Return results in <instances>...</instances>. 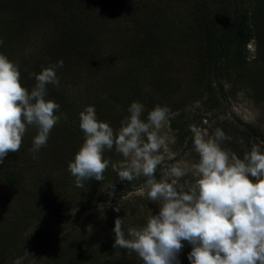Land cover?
I'll return each mask as SVG.
<instances>
[{
    "label": "trees",
    "instance_id": "16d2710c",
    "mask_svg": "<svg viewBox=\"0 0 264 264\" xmlns=\"http://www.w3.org/2000/svg\"><path fill=\"white\" fill-rule=\"evenodd\" d=\"M200 1H195L194 12L200 22L198 27L209 43L207 46L214 44L218 50L216 63L220 58L232 55L233 64L241 65L245 60L246 47L251 41H256L258 48H264V0ZM150 2L0 0V10L11 15L5 22L4 34L7 36L12 34L13 28L18 34L41 20L54 22L48 48L41 50L35 57H28L19 70L22 86L31 90L35 79L29 78V73L39 74L43 68L63 60V67L57 70L60 86L48 85L46 97L61 106L60 112L56 114L63 115L52 129L47 146L41 150L45 161H50L51 169L66 171L54 187L43 185L44 191L36 200L37 207L27 211L24 216L28 220L30 212L37 210L31 215V218L35 216V225L28 230V236L25 238L19 224L0 237L3 258L0 264H6V251H10V247L16 259L25 254L31 258L40 255L41 264H140L134 252L129 253L125 249L120 251L119 247H113V228L116 218L123 219L125 232L129 227H142L150 215L159 212L156 203L146 200L141 203V197L132 194L145 185L146 178L141 176L132 182L120 181L118 172L112 168V164L117 165V168L120 164L121 155L115 149L104 153L105 158L111 161L104 173V180L91 179L83 188L75 186V178L68 171V164L74 161L84 141V133L79 128V113L85 108L81 109L75 102L74 89L83 91L82 94L86 96L84 101L95 107L97 119L108 122L114 130H119L121 120L129 115L127 109L132 102L144 105L146 119L148 112L155 106L147 109L148 104L143 97H150L152 88L156 92L162 91L164 96L170 93L171 89L163 91V85H171L167 84L170 78L167 79L163 72L154 71L149 79L145 76L148 65L154 62L151 58L153 55L158 61L162 59L165 64H169V57H163L162 53V49L167 48L163 43L165 38H162L166 33L158 27L169 24L170 20L163 21V17H159L154 21L156 26H153L149 19L139 16ZM213 4L217 6L216 10L211 6ZM135 24L140 26L143 37L139 36ZM129 33L135 35V38L132 39ZM114 48L117 52L123 49L135 62L136 66L131 72L127 67L118 66L119 58L112 56ZM97 75L102 79L99 88L94 82ZM262 81L264 84V76ZM105 86L110 87L111 92L105 93ZM144 86L149 88L143 90ZM261 90L264 91V87ZM220 94L223 98V94ZM155 104L164 106V101L157 99ZM241 134L251 137L256 144L259 141L254 127L243 126ZM35 135H26L29 146ZM261 149L264 151V145H261ZM160 168L156 171L157 180L162 176V173H157ZM6 181L12 186H20V180L14 174L6 175ZM116 207L120 208L119 212L114 210ZM67 214L69 216L65 219ZM88 226L96 229L95 234L88 232L86 235ZM102 233L105 237H99ZM58 235H61L59 239ZM191 250L192 246L185 254L183 247L181 251H184V256L179 264H190L188 255ZM110 252L112 254L107 257Z\"/></svg>",
    "mask_w": 264,
    "mask_h": 264
},
{
    "label": "clouds",
    "instance_id": "9594fccd",
    "mask_svg": "<svg viewBox=\"0 0 264 264\" xmlns=\"http://www.w3.org/2000/svg\"><path fill=\"white\" fill-rule=\"evenodd\" d=\"M61 67L63 60L39 74L29 73L35 79L29 90L21 84L19 64L0 53V164L9 153L20 150L29 128L37 132L30 149L33 158L47 146L63 115L56 114L58 103L46 99L48 85L60 86L57 70ZM127 111L119 130L99 121L94 106L81 111L79 128L84 141L68 164L75 186L83 188L91 179L104 180L111 163L104 153L115 149L124 158L119 168L112 164L120 181L146 178L147 197L159 202V212L150 215L142 227H129L127 232L123 219L116 218L113 247L134 252L143 264H179L182 242L192 246L190 264H264V140L241 159L221 147L228 139L222 129L210 135L207 129L190 125L199 162L191 165L195 181L179 185L187 166L166 165L160 155L167 145L161 130L171 109L156 105L146 119L142 103L132 102ZM158 167L164 169L159 180Z\"/></svg>",
    "mask_w": 264,
    "mask_h": 264
},
{
    "label": "rangeland",
    "instance_id": "374dc122",
    "mask_svg": "<svg viewBox=\"0 0 264 264\" xmlns=\"http://www.w3.org/2000/svg\"><path fill=\"white\" fill-rule=\"evenodd\" d=\"M139 1L149 3L151 0ZM195 1L197 2V0H152L149 6L139 13L141 18L149 19L153 26H156L154 21L159 17H163V21L170 20L169 24L158 27L162 30L161 32L166 33L162 38H165L163 43L167 48L162 49V53L163 57H169L167 58L169 64H165L162 59L158 61L153 55L151 58L154 62L152 65L148 63L150 65H148L145 76L149 79L154 71L163 72L166 78H170L169 81L166 80L167 84H171L163 85L165 87L163 91L170 89L171 91L167 94L168 96H164L162 91L156 92L152 88L150 97H143V100L148 104L147 109L156 106L155 101L161 99L164 101V106L173 110L168 122L161 130V134L167 139V145L161 150L160 155L163 156L166 165L180 162L182 166H187V174L180 180L179 185L185 181H195V173L191 165L199 162V156L193 146L192 133L188 130L190 125L194 124L207 129L210 135L216 128L222 129L228 139L222 142L221 147L241 159L256 144L251 137L247 138L241 134L243 126L254 127L258 132L259 141L261 137H264V91L261 90L264 87L262 81L264 48H258L256 41H251L246 47L245 60L241 65L233 64L232 55L220 58L216 63L218 50L215 49L214 44L207 46L209 43L201 28L198 27L200 22L197 21V13L194 12ZM211 6L216 10L215 4ZM214 16L216 17V12ZM10 18V14L0 10V39L3 40L0 53L21 67L27 62L28 57H35L41 50L48 48L47 44L49 36L51 37L53 33L54 22L49 19L41 20L18 34L13 28L11 29L12 34L7 36L4 34L5 22ZM135 28L136 30L138 28L139 36L143 37L144 33L140 26L135 24ZM129 35L132 39L135 38V35L130 33ZM112 56L119 58V67H127L130 72L136 66L123 49L117 52L114 48ZM98 76L100 77L97 75L94 79L97 88L102 82ZM144 87L143 90L149 88ZM103 89L105 93L111 92L110 87L105 86ZM74 90L78 107L82 109L91 105L85 103L86 96L82 94V90ZM219 91L223 94V98ZM31 134H36L35 128H29L26 131L20 150L16 153H9L4 162L0 164V237L15 225L20 224L19 228L25 233L26 238L28 230L35 225V216L31 218V215L37 210H32L29 219L26 220L24 216L27 215V211L37 207L36 200L44 191L43 185L54 187L62 180L66 172L51 169L52 165L49 164L50 161H45L42 150L35 154V159L33 158L34 154L30 151L32 145L29 146L27 140V136ZM123 160L124 158L120 156L119 163ZM163 172L164 169L160 168L157 173L163 174ZM10 173L19 178V187L12 186L6 181V175ZM21 187L25 188L22 190ZM145 192L147 188L143 185L132 194L140 196L141 201L139 202L142 203L143 200L150 201L147 194L142 196ZM154 203L159 208V202ZM68 216L67 214L65 219ZM95 230L88 226L86 235L88 232L95 234ZM60 237L61 235H58L57 239ZM99 237H105L104 233ZM10 248V251H6V264H41L40 255L35 254L36 258H31L25 254L16 259L13 248ZM190 248L191 245L185 242V254ZM122 250L120 248V251ZM111 254L110 252L107 257ZM183 256L184 251H181L179 262ZM1 257L0 252V260L3 259ZM139 263L143 264L140 258Z\"/></svg>",
    "mask_w": 264,
    "mask_h": 264
}]
</instances>
